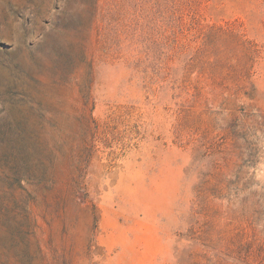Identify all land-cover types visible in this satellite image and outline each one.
I'll use <instances>...</instances> for the list:
<instances>
[{
	"label": "rangeland",
	"instance_id": "374dc122",
	"mask_svg": "<svg viewBox=\"0 0 264 264\" xmlns=\"http://www.w3.org/2000/svg\"><path fill=\"white\" fill-rule=\"evenodd\" d=\"M0 264H264V0H0Z\"/></svg>",
	"mask_w": 264,
	"mask_h": 264
},
{
	"label": "trees",
	"instance_id": "16d2710c",
	"mask_svg": "<svg viewBox=\"0 0 264 264\" xmlns=\"http://www.w3.org/2000/svg\"><path fill=\"white\" fill-rule=\"evenodd\" d=\"M223 162H225V161L223 160ZM225 163H228V162H225ZM218 165H220V164L219 163H214V167H216ZM235 199L236 198H232V200H229V203H228L229 206H233L234 205Z\"/></svg>",
	"mask_w": 264,
	"mask_h": 264
}]
</instances>
